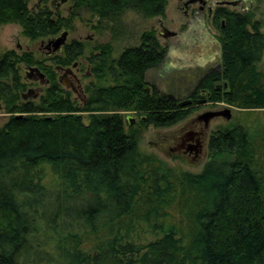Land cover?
Wrapping results in <instances>:
<instances>
[{
  "label": "trees",
  "instance_id": "16d2710c",
  "mask_svg": "<svg viewBox=\"0 0 264 264\" xmlns=\"http://www.w3.org/2000/svg\"><path fill=\"white\" fill-rule=\"evenodd\" d=\"M28 1L0 0V24L17 23L31 40L69 28L81 9L95 18L94 28L103 24L113 37L123 12L162 17L166 6V0H69L63 17L45 6L30 10ZM213 22L219 68L197 80L185 98H200L205 89L210 103L264 109L259 23L248 11L225 7L216 8ZM83 49L71 39L52 60L70 64ZM93 50L86 59L91 71L97 81L109 75L111 83H89L81 107L30 52L0 55V98L11 113L0 127V264H264V162L258 167L255 154L260 147L264 157V136L259 145L243 125L219 126L206 139L199 172L170 169L139 149L136 132L123 129L118 113L142 115V127H168L191 112L193 106L178 105V95L145 82L166 47L149 29L116 58L108 41ZM19 62L38 63L48 75L36 102L17 101ZM176 198L192 204L183 234L165 222ZM137 226L150 235L142 244L133 233ZM89 237H98L93 248L79 249Z\"/></svg>",
  "mask_w": 264,
  "mask_h": 264
},
{
  "label": "rangeland",
  "instance_id": "374dc122",
  "mask_svg": "<svg viewBox=\"0 0 264 264\" xmlns=\"http://www.w3.org/2000/svg\"><path fill=\"white\" fill-rule=\"evenodd\" d=\"M220 1H236V0H220ZM70 1L66 0L62 3H58L54 8L52 0H48L45 3H41L40 0H29L27 2V7L30 10H35L39 7H47L52 13L57 12L59 15L66 17L70 9ZM244 5L246 11H248L253 20L259 23V31L264 34V0H244ZM227 10L243 12L242 8L238 5H223ZM160 19L162 24L168 29L173 31L174 36L166 37L162 39L161 36L157 34L158 32V21ZM96 20L87 11L81 9L77 12L76 16L72 19L71 25L66 30V39L68 42L71 39H77L84 43V49L82 56L75 60L77 70L72 72L76 75L79 80L80 91H74V84L68 85L60 81V76L63 75L65 68H70L71 64L59 65L60 71L54 70L55 63L53 58H59L61 53L55 56H47V50L44 48L45 41L48 37L28 39L21 34L20 26L15 22H8L0 24V55L8 50L21 55L23 52H30L33 60L36 62H41L42 65L50 66V69L54 71L55 79L59 83L60 88L67 92L69 98L73 104L77 107H81L88 96V91L86 86L89 83H103L109 84L111 80L109 75L106 74L105 81L97 79L94 73L91 71V65L87 63L86 59L91 53H95L93 47L98 43L109 42L112 51L110 54L111 58H116L121 50L128 46L139 45V35L144 30L152 29L154 35L160 44H164L166 49L165 56L159 66L154 67L146 71L144 75L145 82L148 87L154 86L160 92L174 93L178 95L180 99H185V95L192 90L195 82L201 77L205 68L209 66L219 65V43H218V31L217 28L208 27L209 33L216 40L214 46H211L212 52L210 56L212 60L207 61L203 68L200 70L194 65L193 57L187 56V51H191L189 47L190 42H187L186 38H182L181 31L186 28V23L182 15V11L178 8V0H166L165 11L162 17L152 16V17H142L141 15L127 10L123 12L119 19L118 27L112 37L111 33L104 28V25L100 28H94ZM182 23L181 25H179ZM61 31V30H60ZM59 31V32H60ZM58 33L54 36H57ZM53 37V36H51ZM195 54L194 50L191 51ZM215 52L216 54L212 55ZM191 56V55H190ZM264 61V49L262 51L261 60L257 64V68L260 72L262 70V63ZM42 65L38 63L26 64L19 62L16 64L19 76V83L23 84V88L18 90V102L23 101H37V97L43 93L44 88L48 84H39L36 80L35 75L25 76L26 67H36L41 73ZM57 65V64H56ZM194 73V75H193ZM64 79L68 81L70 78L67 75H63ZM103 81V82H102ZM73 88V89H72ZM187 88V89H186ZM201 98V97H200ZM199 98V99H200ZM0 105L2 109L0 110V127L7 120L11 113L5 111L4 104L0 98ZM222 107H227L230 110V119L225 120L222 117L212 118L208 123L207 137L209 133L215 130L219 126H226L228 124H239L243 125L255 134L256 143L260 145V135L264 136V109H254V110H239L231 105L224 103H200L193 106L191 112L185 118L194 116L196 113L206 110V109H220ZM120 115L123 129L125 131L136 132L138 147L141 151L146 154L154 156L158 161L162 162L164 165L170 169L181 172L187 171L191 173L199 172L207 155L196 162L189 163L177 158H171L165 154L164 149L168 145V140L163 141L161 137L163 135L169 134L168 132L175 128L181 122H177L168 127H154L151 125L140 126L139 119L142 115H139L133 111L128 110H118ZM81 117L83 123L87 122L86 113L81 112ZM48 115V114H46ZM131 118V123H127L125 118ZM262 136V137H263ZM207 139V138H206ZM206 142V141H205ZM257 145V146H259ZM257 165L260 167V162H264V157L260 159V147L256 148L255 151ZM192 206L191 202H179L176 198L172 204L166 207V226H172L173 229H177L179 234H183L187 229V217L185 210ZM133 231L134 235L138 237L139 244L146 242L150 235L143 231L142 226H137ZM98 237L84 238L79 245V249L83 251L91 250L93 246L97 243ZM54 264H60L58 261Z\"/></svg>",
  "mask_w": 264,
  "mask_h": 264
},
{
  "label": "flooded vegetation",
  "instance_id": "af4514ba",
  "mask_svg": "<svg viewBox=\"0 0 264 264\" xmlns=\"http://www.w3.org/2000/svg\"><path fill=\"white\" fill-rule=\"evenodd\" d=\"M236 1L237 2L235 5H238L239 7H241L243 12L246 11L244 0H236ZM220 2H221L220 0H178V8L181 9L182 15L186 23V28L181 31L180 35H182V38H186L187 42H190L189 47H191V51L194 50L195 54L188 50L187 56L191 58L193 57L192 58L193 62H195L194 65L197 66L200 70L203 68V66L206 64L207 61L212 60V57L210 56V52H212V50L210 48L211 46H214V43H216V40L209 33L208 27L215 26L213 22V18L215 15L216 8L224 7L223 6L224 4ZM52 4H53V1H52ZM181 24L182 23H180L179 25ZM220 24H222V19H220ZM174 34L171 36H174ZM53 37H56V36H53ZM53 37L47 38L46 41ZM46 41H45V45H46ZM65 43L66 41L64 42V44ZM45 45H44V48L47 50V53H46L47 56L49 55L55 56L56 54L62 52L63 45L60 47V51L58 52H55L52 49L51 44H49L48 46H45ZM213 54L215 55L216 53L213 52L212 55ZM74 62L75 61L70 63L71 64L69 68L70 72L63 71V75H67L70 79L66 81L64 79V76L61 75L60 81L68 85L74 84V87H73L74 89L73 88L72 89L77 92V91H80V86H79L80 83L76 75L72 72V69L77 70L76 64ZM72 63H74V65H72ZM59 68L60 67H58V65L56 64L54 65L55 71H60ZM218 68H219L218 64H216L215 66L212 65V66L205 68V71H203L201 77H199L198 80L201 79L203 76H205V74L208 71L218 70ZM42 72H43L42 73L43 76L40 78L36 76L37 78L36 81L39 84H48L49 83L48 75L44 70H42ZM31 73L32 72L27 71V74H31ZM214 86L215 88L219 87V85L216 86V84ZM206 95H207V92L205 91V89H199L198 96H201V98L199 99L195 97L193 99H190L191 102L189 103V105L195 106L200 103H210L206 101L205 99ZM1 109L2 107L0 105V110ZM186 120L185 119L182 120L183 122L181 123H184ZM192 123H195V122H192ZM193 126L194 125L191 124L189 126L181 127L175 130L173 133L163 135L161 137V140L163 141L168 140V145L164 149V152L166 155H168L171 158H177L179 160H183L189 163L199 161L206 156V142L205 141L207 138V131L205 134L198 127L195 128Z\"/></svg>",
  "mask_w": 264,
  "mask_h": 264
},
{
  "label": "water",
  "instance_id": "95a60500",
  "mask_svg": "<svg viewBox=\"0 0 264 264\" xmlns=\"http://www.w3.org/2000/svg\"><path fill=\"white\" fill-rule=\"evenodd\" d=\"M53 1V5L54 7H56V5L58 3H62L66 0H52ZM237 1H221L220 3L222 4H229V5H234L236 4ZM242 4V3H241ZM243 5V4H242ZM158 20V35L161 36L163 39H165L168 36L173 35V31L168 30L161 22L160 19ZM66 30H61L58 35L56 37H53L51 39H48L46 41V45L48 46L49 44H51L52 49L55 52L60 51V47L64 44L65 42V38H66ZM72 65H74V63H72ZM59 67V65H58ZM26 70L29 72H32L31 74H27V71L25 72V76L29 77V76H33L35 75V77L37 76L38 78L42 77L43 74L36 68V67H31V66H27ZM64 71H69V68H65ZM224 85V84H223ZM216 86H218V84H216ZM191 102L190 98H185L181 101L178 102V105H186L189 104ZM17 116H21V114L17 115ZM222 117L225 120H229L230 119V110L227 107H222L220 109H206V110H202L198 113H196L194 116L189 117L184 123H181L179 125H177L175 128H173L171 131H169L168 133H173L175 130L184 127V126H189L191 124H193V127H198L200 130H202L205 134L208 128V123L212 118L215 117ZM142 118V117H141ZM125 120L127 121V123H131L132 119L126 117ZM195 122V123H192Z\"/></svg>",
  "mask_w": 264,
  "mask_h": 264
}]
</instances>
